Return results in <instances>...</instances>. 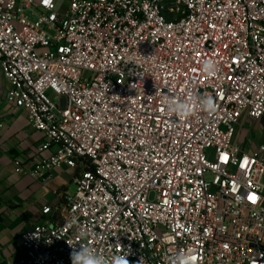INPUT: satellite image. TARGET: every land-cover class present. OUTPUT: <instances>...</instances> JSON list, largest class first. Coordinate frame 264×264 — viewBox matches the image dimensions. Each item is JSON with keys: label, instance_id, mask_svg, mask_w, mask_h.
Segmentation results:
<instances>
[{"label": "built area", "instance_id": "2783aa9c", "mask_svg": "<svg viewBox=\"0 0 264 264\" xmlns=\"http://www.w3.org/2000/svg\"><path fill=\"white\" fill-rule=\"evenodd\" d=\"M0 70L51 149L35 173L77 171L43 208L61 222L25 231L10 264H71L68 243L129 264H264V141H233L264 118V0H0ZM189 93L215 115H166L165 94Z\"/></svg>", "mask_w": 264, "mask_h": 264}, {"label": "crops", "instance_id": "0c3cea01", "mask_svg": "<svg viewBox=\"0 0 264 264\" xmlns=\"http://www.w3.org/2000/svg\"><path fill=\"white\" fill-rule=\"evenodd\" d=\"M9 87L0 70V264L23 256L21 238L33 225L61 222L57 212L43 213V208L62 203L74 192L77 173L66 166L55 167L42 176L35 173L51 149L38 150L43 134L31 126L24 110L6 101ZM233 141L241 150L252 153L264 141V118L243 116ZM16 160L20 161V171H16Z\"/></svg>", "mask_w": 264, "mask_h": 264}, {"label": "clouds", "instance_id": "9594fccd", "mask_svg": "<svg viewBox=\"0 0 264 264\" xmlns=\"http://www.w3.org/2000/svg\"><path fill=\"white\" fill-rule=\"evenodd\" d=\"M201 71L203 74L211 78L218 74L219 68L214 60L205 59L201 63ZM131 87L135 88V84L131 85ZM169 92H171L170 89ZM217 108L218 106L210 94L198 95L195 93H189L186 98L180 95L165 94L164 110L166 115H174L180 120H185L193 116L196 109H199L211 117L215 115ZM89 235L90 234L86 228H82L78 232L81 241L87 240ZM68 244L73 249L70 253L71 264H129L127 259L129 252L125 250L124 254H114L111 257H105L85 243H79V249L76 248L77 243ZM195 259V255L190 251L179 252L170 257L167 264H195ZM139 264H142L141 259L139 260Z\"/></svg>", "mask_w": 264, "mask_h": 264}, {"label": "snow or ice", "instance_id": "6c2138e0", "mask_svg": "<svg viewBox=\"0 0 264 264\" xmlns=\"http://www.w3.org/2000/svg\"><path fill=\"white\" fill-rule=\"evenodd\" d=\"M48 2V0H45V3H47Z\"/></svg>", "mask_w": 264, "mask_h": 264}]
</instances>
